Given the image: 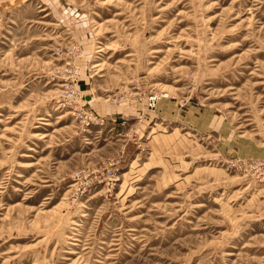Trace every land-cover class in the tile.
<instances>
[{
  "label": "rangeland",
  "instance_id": "374dc122",
  "mask_svg": "<svg viewBox=\"0 0 264 264\" xmlns=\"http://www.w3.org/2000/svg\"><path fill=\"white\" fill-rule=\"evenodd\" d=\"M0 264H264V0H0Z\"/></svg>",
  "mask_w": 264,
  "mask_h": 264
}]
</instances>
